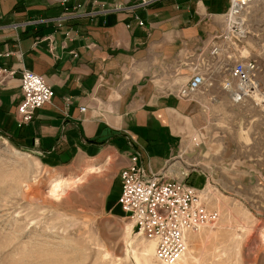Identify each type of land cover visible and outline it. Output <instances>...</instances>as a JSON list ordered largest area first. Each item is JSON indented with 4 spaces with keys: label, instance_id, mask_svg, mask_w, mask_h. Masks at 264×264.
I'll return each instance as SVG.
<instances>
[{
    "label": "crops",
    "instance_id": "obj_1",
    "mask_svg": "<svg viewBox=\"0 0 264 264\" xmlns=\"http://www.w3.org/2000/svg\"><path fill=\"white\" fill-rule=\"evenodd\" d=\"M117 1L80 0L81 12ZM229 7L230 0H156L62 16L60 0H1L0 68L14 75L0 79V135L49 167L111 155L123 169L137 156L146 171H165L181 150L179 116L195 120L198 105L160 86L187 53L223 29ZM23 70L43 76L53 99L19 126Z\"/></svg>",
    "mask_w": 264,
    "mask_h": 264
},
{
    "label": "rangeland",
    "instance_id": "obj_2",
    "mask_svg": "<svg viewBox=\"0 0 264 264\" xmlns=\"http://www.w3.org/2000/svg\"><path fill=\"white\" fill-rule=\"evenodd\" d=\"M243 16L238 58L257 62L261 94L236 105L208 85L195 120L179 116L171 171L219 217L187 234L174 264H264V0ZM119 162L110 155L49 167L0 135V264H164L119 205Z\"/></svg>",
    "mask_w": 264,
    "mask_h": 264
},
{
    "label": "built area",
    "instance_id": "obj_3",
    "mask_svg": "<svg viewBox=\"0 0 264 264\" xmlns=\"http://www.w3.org/2000/svg\"><path fill=\"white\" fill-rule=\"evenodd\" d=\"M155 1L118 0L110 7L103 2L99 4L100 11H85L84 14L80 0H60V3L65 8L62 16H97L147 7ZM257 1L230 0L223 29L187 53L180 60L173 80L161 85L160 89L178 100L194 103L208 85L214 84H219L236 105L258 97L261 90L257 81V62L238 58L240 45L248 35L243 15ZM139 23L143 25V22ZM13 75L14 72L0 68V79ZM20 82L23 100L17 108V120L19 126H23L52 101L53 91L43 76L28 70H23ZM80 110L85 112L86 108ZM173 166L170 161L165 171L148 172L138 164L135 156L120 176L122 191L119 205L141 234L156 241L155 257L164 264L176 262L186 251L188 233L216 222L219 217L218 213L205 209L198 199L197 189L186 183L184 178L181 180L174 176L170 179L169 176L174 174L171 171Z\"/></svg>",
    "mask_w": 264,
    "mask_h": 264
},
{
    "label": "bare ground",
    "instance_id": "obj_4",
    "mask_svg": "<svg viewBox=\"0 0 264 264\" xmlns=\"http://www.w3.org/2000/svg\"><path fill=\"white\" fill-rule=\"evenodd\" d=\"M56 184L53 186V193H54V195L56 194V195H59V192H60V190L62 189V187H63V185H64V180H63V178H60V179H57L56 181ZM63 191V190H62ZM156 242V241H155ZM186 249H187V247H186ZM185 253V252H184ZM183 253V254H184ZM183 254H182V256H183ZM181 256V257H182ZM180 257V258H181ZM180 258H178V260L180 259ZM177 260V261H178ZM175 263V262H174ZM174 263H172V264H174Z\"/></svg>",
    "mask_w": 264,
    "mask_h": 264
}]
</instances>
